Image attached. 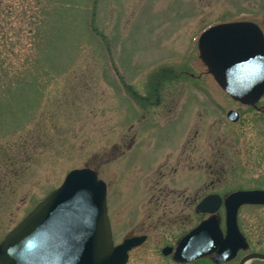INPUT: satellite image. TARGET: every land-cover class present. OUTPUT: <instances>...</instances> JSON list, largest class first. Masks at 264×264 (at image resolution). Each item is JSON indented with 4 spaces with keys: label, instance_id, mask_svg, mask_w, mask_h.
Instances as JSON below:
<instances>
[{
    "label": "rangeland",
    "instance_id": "obj_1",
    "mask_svg": "<svg viewBox=\"0 0 264 264\" xmlns=\"http://www.w3.org/2000/svg\"><path fill=\"white\" fill-rule=\"evenodd\" d=\"M254 15L264 24V0H0V242L83 168L105 183L120 241L139 189L130 182L160 156V144L178 150L153 141L157 129L148 128L140 100L148 92H195L184 73L191 60L202 69L193 36ZM203 89L219 98L220 110L208 114L199 102V144L211 134L221 141L234 106L215 84ZM143 197L136 210H144Z\"/></svg>",
    "mask_w": 264,
    "mask_h": 264
},
{
    "label": "flooded vegetation",
    "instance_id": "obj_2",
    "mask_svg": "<svg viewBox=\"0 0 264 264\" xmlns=\"http://www.w3.org/2000/svg\"><path fill=\"white\" fill-rule=\"evenodd\" d=\"M254 17L257 18L241 21L253 23L264 40V24L258 21L263 16ZM227 22L232 21L222 23ZM197 48L196 43L192 50L194 61L202 69H195L191 60L188 63L192 67L191 72H184L190 77V86L195 92H148L140 100L144 120L152 123L148 128L157 129L153 141L175 143L178 150L174 145L171 148L160 144L157 147L161 148L160 156L152 164H147L146 172L130 182V187L135 185L139 189L131 198L132 205L123 217L129 230L120 241L115 240L107 207L113 245H121L125 241L132 244L124 264H245L247 261L250 264H264V257H261L264 256V203L237 201L235 228L230 230L227 224L230 207L227 201L231 194H264V93L254 104L237 102L222 90L199 54L196 59ZM253 57L255 55H250L242 74L244 79L256 83L263 76V61L261 58L251 61ZM165 71L162 70V74ZM162 80V75L158 76L157 81ZM214 84L236 108L233 106L225 114L230 126H226L221 141L214 142L211 134L208 139L205 137L200 147L197 141L198 123L203 122V116H198L197 107L200 102L203 111L208 114L213 110L219 112L220 108L215 102L219 98L203 89ZM228 111L236 112L237 119L229 120ZM246 114L248 118L244 116ZM187 121L191 123L190 126L184 125ZM171 133L175 134L173 139ZM215 144L220 145V149ZM205 146L204 153L198 152L199 148L204 150ZM150 148L147 147L145 152H149ZM161 157L164 159L161 160ZM164 167V172L158 171ZM197 170L202 172L201 177H198ZM142 194L144 210L139 211L135 203ZM212 220L216 223L215 239L210 235L207 237L206 227L200 229L201 225ZM208 239L212 243L227 242L228 251L227 246L216 244L205 252ZM198 249L201 250L199 253ZM234 249L235 253L231 255Z\"/></svg>",
    "mask_w": 264,
    "mask_h": 264
},
{
    "label": "water",
    "instance_id": "obj_3",
    "mask_svg": "<svg viewBox=\"0 0 264 264\" xmlns=\"http://www.w3.org/2000/svg\"><path fill=\"white\" fill-rule=\"evenodd\" d=\"M262 40L259 32L250 23L217 25L205 31L199 40L201 59L219 86L243 104H254L264 92ZM250 41L255 48L247 47ZM252 51L256 60L261 58L263 61L262 79L253 84L243 81L244 65L240 62L243 54ZM229 118L235 120L231 113ZM105 193V185L97 179L94 171L83 168L69 172L63 184L38 203L0 243V264H124L126 253L132 244L127 242L113 247ZM237 201L264 203V194L231 195L227 201L230 204V228L235 226ZM203 227L207 228V237L210 235L216 238L215 221L201 225L200 229ZM211 241L208 239L206 242L208 250L205 252H209L216 244L227 246V242L219 244Z\"/></svg>",
    "mask_w": 264,
    "mask_h": 264
},
{
    "label": "bare ground",
    "instance_id": "obj_4",
    "mask_svg": "<svg viewBox=\"0 0 264 264\" xmlns=\"http://www.w3.org/2000/svg\"><path fill=\"white\" fill-rule=\"evenodd\" d=\"M245 264H250V262H249V261H247Z\"/></svg>",
    "mask_w": 264,
    "mask_h": 264
},
{
    "label": "trees",
    "instance_id": "obj_5",
    "mask_svg": "<svg viewBox=\"0 0 264 264\" xmlns=\"http://www.w3.org/2000/svg\"><path fill=\"white\" fill-rule=\"evenodd\" d=\"M42 21V20H41Z\"/></svg>",
    "mask_w": 264,
    "mask_h": 264
}]
</instances>
